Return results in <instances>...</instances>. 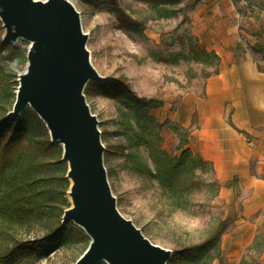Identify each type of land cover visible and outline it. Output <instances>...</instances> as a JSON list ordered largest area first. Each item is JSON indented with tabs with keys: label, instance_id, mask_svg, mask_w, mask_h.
I'll list each match as a JSON object with an SVG mask.
<instances>
[{
	"label": "rangeland",
	"instance_id": "1",
	"mask_svg": "<svg viewBox=\"0 0 264 264\" xmlns=\"http://www.w3.org/2000/svg\"><path fill=\"white\" fill-rule=\"evenodd\" d=\"M69 1L79 12L82 30L87 34L90 62L103 76L101 82L89 81L84 94L98 119L99 130L105 133L101 138L105 147L103 163L120 213L151 242L171 251L202 241L223 222L220 260L214 259L212 264H264V204L250 216L240 214L243 209L240 190L236 194L233 187L227 186L237 184V178L231 177L223 184L213 167L195 168V175L203 184L183 192L176 203L174 197L158 187L155 179L125 168L121 154L124 139L119 133L118 105L113 95L117 87L113 80L120 79L137 96L161 102L150 110L160 122L181 124L189 116L186 127L193 129L198 121L195 103L205 97L206 78L224 63L213 56L204 62L196 60L191 47L213 52L210 48L214 46L225 61L230 59V51H235L245 59H252L257 69L264 72V0H178L162 4L164 9L155 6L152 0ZM164 10H172L171 15L159 16ZM128 21L137 29H131ZM3 33L0 22V40ZM4 43L0 45V115L11 108L16 74L25 66L27 47V42L21 39ZM242 86L241 102L246 103L250 115L247 117L256 129L255 135L244 136L252 152L251 171L264 181V103L257 97L254 86ZM247 94L251 96L250 109ZM158 134L161 146L168 153L177 154V134L166 126L160 127ZM45 136L49 138L48 131ZM142 155L152 166L143 151ZM67 181L64 195L67 203L63 208L70 205L66 193L70 181ZM259 188L264 195V187ZM234 193L235 197L229 201ZM60 217L51 212L49 216L15 224L0 217V253L14 245L39 242L50 226L60 222ZM246 221L253 223V227L238 228ZM67 238L64 244L40 242L31 255L21 258L12 253L0 264H73L89 238L84 232L82 235L71 232Z\"/></svg>",
	"mask_w": 264,
	"mask_h": 264
},
{
	"label": "water",
	"instance_id": "2",
	"mask_svg": "<svg viewBox=\"0 0 264 264\" xmlns=\"http://www.w3.org/2000/svg\"><path fill=\"white\" fill-rule=\"evenodd\" d=\"M2 42H27L25 66L16 74L11 108L29 107L49 140L61 145L70 205L60 225L72 222L88 236L73 264H166L171 250L151 242L116 206L103 163L98 119L86 102L89 81L101 80L89 59L87 34L69 0H0Z\"/></svg>",
	"mask_w": 264,
	"mask_h": 264
},
{
	"label": "trees",
	"instance_id": "3",
	"mask_svg": "<svg viewBox=\"0 0 264 264\" xmlns=\"http://www.w3.org/2000/svg\"><path fill=\"white\" fill-rule=\"evenodd\" d=\"M91 1L96 3L105 0ZM152 1L155 6L164 9L162 4L178 0ZM171 11L164 10L159 16L171 15ZM127 24L131 29H137L132 22L128 21ZM0 45L5 43L0 40ZM191 49L196 60L204 62L210 56L217 58L213 52H207L203 48L192 46ZM101 81L103 80H99ZM113 81L117 84L113 95L118 105L119 133L124 139L123 147L121 146L123 166L145 178L155 179L158 187L174 197L176 203L183 192L203 184V180L195 175L194 169H212L211 163L186 146L190 132L188 127L167 120L160 122L150 112L160 105V101L137 96L120 79ZM2 90L5 93L6 89ZM4 115H0V217L15 224L46 217L51 212L61 215L64 209L62 205L67 203L64 195L68 181L64 176L65 163L60 160L59 144L51 142L45 136L47 129L31 110L23 109L17 117ZM162 126L177 134V154H170L161 146L158 130ZM104 135L101 132V138ZM142 151L151 160L152 166L147 164ZM222 230L223 222H219L202 241L171 251L166 264H212L214 259L220 260L219 236ZM71 232L83 234L71 222L60 225L56 221L39 242L14 245L7 252L0 253V261L9 258L12 253L21 258L31 255L34 247H40V242L64 244Z\"/></svg>",
	"mask_w": 264,
	"mask_h": 264
},
{
	"label": "crops",
	"instance_id": "4",
	"mask_svg": "<svg viewBox=\"0 0 264 264\" xmlns=\"http://www.w3.org/2000/svg\"><path fill=\"white\" fill-rule=\"evenodd\" d=\"M210 49L214 50L213 53L224 64L206 78L205 97L195 103L198 121L189 132L188 147L211 163L218 180L223 184L231 177L237 178V184L232 186L227 183V186L234 188L236 194L240 190L239 200L243 204L240 214L250 216L264 204V195L259 188L264 187V181L251 171L252 152L248 149L244 136L255 135L256 129L252 127L250 117H247L250 115H247L246 103L241 102L243 93L240 89L245 84L254 86L257 97L264 103V72L257 69L252 59H245L235 51H230V59L225 61L214 46ZM250 97L247 94L248 102ZM248 105L250 109V102ZM189 121V116L183 118L181 125L186 127ZM234 197L235 193L229 201ZM244 224L238 228L253 227L251 222L246 221Z\"/></svg>",
	"mask_w": 264,
	"mask_h": 264
}]
</instances>
